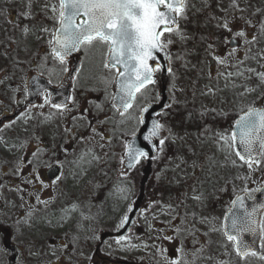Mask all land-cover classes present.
<instances>
[{
    "label": "rangeland",
    "instance_id": "1",
    "mask_svg": "<svg viewBox=\"0 0 264 264\" xmlns=\"http://www.w3.org/2000/svg\"><path fill=\"white\" fill-rule=\"evenodd\" d=\"M58 12L57 0H0V115L22 100L30 75L53 87L64 80L69 65L57 68L49 58ZM178 21L176 31L161 37L170 50V103L158 118L164 143L152 160L137 225L126 240L105 241L101 250L151 264L164 247L174 253L160 264H264L240 260L221 221L222 199L264 184V150L261 164L250 168L238 161L231 141L238 114L264 107V0H186ZM232 37L237 46L229 49ZM104 53L83 48L82 63ZM113 77L103 65L92 77L82 68L67 110L45 103L1 126L0 264H8L2 231L18 249L16 264H84L99 233L116 229L125 216L139 166L129 176L113 169L121 168L123 140L140 108L157 98L148 90L131 113L118 117L109 105ZM55 162L63 167L61 180L40 187L35 171L41 179L40 169Z\"/></svg>",
    "mask_w": 264,
    "mask_h": 264
},
{
    "label": "snow or ice",
    "instance_id": "2",
    "mask_svg": "<svg viewBox=\"0 0 264 264\" xmlns=\"http://www.w3.org/2000/svg\"><path fill=\"white\" fill-rule=\"evenodd\" d=\"M59 8L60 27L53 34V41L50 42L52 54L63 64L65 57L81 44L94 46L96 42L108 43L113 63H106L105 67L121 65L125 72L135 73V80H132L131 74L127 76L125 72L117 74L118 78H124L120 81L121 91L125 92L129 99L124 101L123 106L129 108L135 92H139L146 84L153 82L152 74L156 69L148 61L155 60L154 53L161 52L167 47L161 37L165 32L176 31L174 26L178 23L177 17L183 18L186 12V0H59ZM27 15L25 13V16ZM81 16L84 19L76 23L77 18ZM223 27L227 29L228 24L225 23ZM25 31L27 32L28 29L25 28ZM236 35L243 36L244 33L238 32ZM181 38L183 39V36ZM64 70L67 71V69ZM249 71L253 70L249 69ZM259 75L264 80V73ZM121 99L123 100V97ZM45 103H48L47 99ZM62 106L53 104L56 108ZM162 127L159 123H153L145 140L158 136ZM234 129L231 136L232 144L238 143L246 154L237 152L236 155L251 168L253 162L259 163L252 157L254 146L256 144L264 146V109L250 107L235 122ZM222 139L228 143L227 137ZM160 143L162 145L164 140ZM127 147L129 148V167H132V160L138 157L146 158L148 155L139 148L131 145ZM59 178L56 177V179ZM237 200H240V197H237ZM129 210L131 211V208ZM126 220L127 216L118 227H122ZM258 224L259 222L254 220L251 214L242 217L233 214L230 230L224 233L229 241H235L237 254L242 259L249 254L257 255L240 236L243 232L255 233L257 229L254 225ZM259 231L262 234L261 238L264 239V228H260ZM120 239L124 238L120 237ZM260 258L264 259V255Z\"/></svg>",
    "mask_w": 264,
    "mask_h": 264
},
{
    "label": "water",
    "instance_id": "3",
    "mask_svg": "<svg viewBox=\"0 0 264 264\" xmlns=\"http://www.w3.org/2000/svg\"><path fill=\"white\" fill-rule=\"evenodd\" d=\"M78 19H84V17L81 16V17L77 18V20ZM77 20H76V23H78ZM59 27H60V25H59ZM174 27L176 28V26H174ZM234 46H235V42L231 41L230 42V47H234ZM77 49L78 48H76L75 50H72L65 57V59L74 57L77 54ZM154 56H155V60H149L148 63L152 67L155 66V65H160L161 67H163L165 65V62H164L165 57H162L160 59L159 52H158V54L154 53ZM132 63H135V61H132ZM108 64H112L110 59H109ZM120 67H121L122 70L124 69L122 66H120ZM163 69L165 70L166 66H164ZM134 77H135V73H134ZM29 84L31 85L32 89H36L37 91H40V90L43 91V89H42L43 85L42 84H44V83L42 81L38 80L36 77H33L29 81ZM163 93H164V90H162V98H161L160 103L158 104V106H150V107L145 108L146 110L145 109L143 110V112L141 114V117H140L141 128L136 133V135H134L128 141V144H127V145H131L134 148H139V149L143 150L144 152H146L148 154L147 155L148 159H150V158H152L154 156V149H153L152 141L150 139L149 140H145V136L149 134V129L152 128L153 123H155V121L153 120V115L156 112L160 111L162 109V107L166 104V99H165ZM114 97H115V99H114ZM114 97L112 99V103L115 105V107L117 109H119L120 112L126 111L128 108H124L123 104H124L125 100L129 99V97H127L125 92L121 91V86L117 87V92L115 93ZM121 97H123V100L121 99ZM34 99L35 98H34L33 95H30V94L28 95V103L29 104H32L34 102ZM63 101H65V98H63ZM246 112L247 111H245L244 113H246ZM244 113L240 114V116H242ZM240 116L238 117V119L240 118ZM4 120H5V118L0 119V123L2 121H4ZM234 130L235 129L233 127L232 133H233ZM154 138L156 140H158V136H155ZM234 147H235L236 153L240 152L242 155H246L244 153L243 148L240 147L238 145V143L235 144ZM261 148H262V146L259 145V144H256L254 146V150L252 151V157H253L254 161H258L259 160V154H260ZM128 153H129V148L127 147L126 148L125 157H124V164H123L125 169H129L130 168L128 166L129 165ZM135 160L131 161L132 165L134 164ZM149 167H150V164H149V161H148L147 164H146V167H145V169L143 171L145 177L149 173ZM58 173H59L58 167H54V168L50 169L47 172V177H48L49 180L52 181V180H54L57 177ZM237 197H240V200H237ZM237 197L233 200V202L235 201L236 203L234 204L232 202L231 208H230V210L228 211V213L226 215L225 222H224V224H225L224 233L226 231L230 230L233 214H235L237 216H241V217L242 216H246L247 214H251L252 218L254 220L260 222V217L264 213V207H262V206H264V187L259 189L255 193L253 199H251V200L248 199L246 197V195H244V194H241V195H239ZM140 201H141V196L136 200L132 210L130 211V214H129L127 220L124 222V224H123L121 230L118 232V234H116V237L124 236L125 233L131 228V226L133 225L134 217H135V214L137 212V209H138V206L140 204ZM241 201H242V203H241ZM254 227H256V229H257V231L255 233H253L251 231L243 232V233H241L240 238L246 244L250 245L251 249L257 253L258 257H261V253L258 250V243L260 241L259 224L258 225H254ZM104 237L105 236H102L101 240L104 239ZM233 242L235 243V241H233ZM9 252H10V261H14V250L12 248H10Z\"/></svg>",
    "mask_w": 264,
    "mask_h": 264
},
{
    "label": "flooded vegetation",
    "instance_id": "4",
    "mask_svg": "<svg viewBox=\"0 0 264 264\" xmlns=\"http://www.w3.org/2000/svg\"><path fill=\"white\" fill-rule=\"evenodd\" d=\"M43 174V172H42ZM222 205H223V211L221 212L224 218V215L226 213V211L228 210L231 201L227 202L226 200L222 199ZM223 220V219H222ZM263 223V222H262ZM110 240V239H109ZM107 241V240H106ZM166 245V244H165ZM189 246V243H188ZM101 249V248H100ZM164 256H162V260H166L168 262L169 259V254H173L174 252L171 250V248H167L164 247ZM113 254V253H112ZM110 253H103L102 250H100L97 254H94L91 256V258H87L85 260H83L82 262L84 263V261H86L84 264H118V259L119 257H116L114 254L112 255ZM120 259H130L133 260L131 258H127L126 256ZM139 264H150V262L148 260H142L141 262H138Z\"/></svg>",
    "mask_w": 264,
    "mask_h": 264
}]
</instances>
